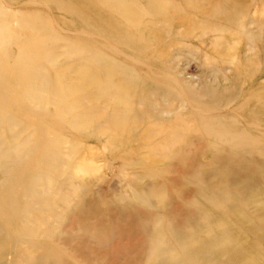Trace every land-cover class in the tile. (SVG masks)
I'll return each mask as SVG.
<instances>
[{"label":"rangeland","instance_id":"rangeland-1","mask_svg":"<svg viewBox=\"0 0 264 264\" xmlns=\"http://www.w3.org/2000/svg\"><path fill=\"white\" fill-rule=\"evenodd\" d=\"M0 264H264V0H0Z\"/></svg>","mask_w":264,"mask_h":264}]
</instances>
